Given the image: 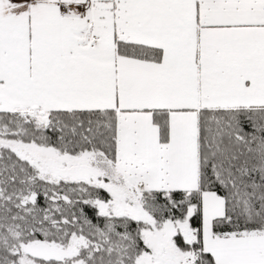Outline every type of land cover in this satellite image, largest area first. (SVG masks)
Listing matches in <instances>:
<instances>
[{"label":"snow or ice","instance_id":"obj_1","mask_svg":"<svg viewBox=\"0 0 264 264\" xmlns=\"http://www.w3.org/2000/svg\"><path fill=\"white\" fill-rule=\"evenodd\" d=\"M0 264H264V0H0Z\"/></svg>","mask_w":264,"mask_h":264}]
</instances>
